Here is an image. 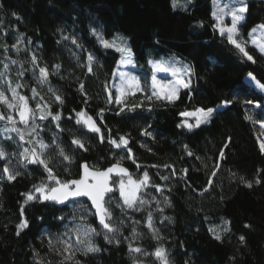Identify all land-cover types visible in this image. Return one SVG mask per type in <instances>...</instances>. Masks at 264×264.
<instances>
[{
    "label": "trees",
    "instance_id": "16d2710c",
    "mask_svg": "<svg viewBox=\"0 0 264 264\" xmlns=\"http://www.w3.org/2000/svg\"><path fill=\"white\" fill-rule=\"evenodd\" d=\"M245 2L247 11L239 28L241 36L250 40V30L264 23V0ZM178 4L184 2L177 0L173 7V0H0V73H4L0 90L12 101L11 88L22 85L18 94L29 97V105L35 109L41 103L39 97L32 99L35 88L52 113L61 114L59 128L51 117L40 120L39 109H35L37 119L25 124L15 109L0 102V112L16 120L15 124L0 120V147L8 153L0 158V264H134V260L161 264L153 255L161 247L166 249L169 264H264V127L257 122L264 120V111L243 103L256 102L261 95L259 89L246 93L236 87L238 82H247L249 73L264 83V56L249 43L247 50L255 63L248 61L220 35L212 15L213 0H190L185 7ZM91 28H99L107 37L118 32L128 37L136 64L134 72L142 85L150 83L153 74L149 61L176 53L192 69L188 77L191 88L180 89L179 99L169 103L155 98L149 101L146 96L151 92L145 87L144 93L127 97L129 105H142L122 112L123 105L115 102L113 85L124 53L102 47ZM64 36H75L80 47ZM32 53L40 66L47 65L50 85L63 97V104L54 101L48 85L38 84ZM88 53L96 58L91 72L87 68ZM12 60L17 63L12 64ZM56 64L61 65L58 72L53 68ZM177 75L185 78L184 71ZM227 99H233V103L215 112L209 123L191 130L178 126L184 119L181 111L216 108ZM260 103L264 105V100ZM101 109L103 120L98 118ZM81 110L96 119L105 136L103 142L98 133L76 123V113ZM37 124L38 136L32 132ZM16 128L22 130L23 140ZM144 129L151 136L144 135ZM122 135L128 136L140 168L127 159L125 151L109 143ZM74 137L84 141L87 151L71 143ZM53 138L73 158L69 165L52 151L45 153L62 180L78 179L80 165L85 162L103 170L123 155L122 165L135 178L148 172L150 183L139 196L149 203L121 211L119 191L109 193L105 201L119 231L109 233L108 240L93 206L84 197L62 207L40 199L25 203V194L47 173L41 165L23 160L20 153L33 147L30 141L43 139L51 145ZM221 152L223 158L219 159ZM165 164L172 167L165 168ZM5 166L19 173L15 180L7 178ZM66 167L68 172L64 171ZM165 176L169 179H162ZM248 181L252 187H247ZM154 185L163 190L158 191ZM149 212L155 231L146 225ZM82 216L96 228L98 234L91 240L99 251L85 254L81 245L73 259L65 261L59 251L49 247V237L54 243L57 237L66 238L65 233L74 238L70 230L81 223ZM25 219L27 227L18 228ZM210 228L216 229L220 240ZM241 236L245 237L243 242ZM129 245L142 252L131 253ZM55 247L62 249L60 244Z\"/></svg>",
    "mask_w": 264,
    "mask_h": 264
},
{
    "label": "snow or ice",
    "instance_id": "6c2138e0",
    "mask_svg": "<svg viewBox=\"0 0 264 264\" xmlns=\"http://www.w3.org/2000/svg\"><path fill=\"white\" fill-rule=\"evenodd\" d=\"M215 2V0H214ZM241 7L237 9H229L225 12L224 8H220L218 5V12L214 11L212 13L213 17L216 19L217 24L215 25L216 28L219 30V33L222 37H225L229 44L234 46L248 61H252L255 63L254 57L249 54L247 47L248 44L251 45L262 55L264 56V23L256 25L253 27L250 32L249 36L253 37L251 40H244L239 33L238 30V23L244 19V13L247 11V4L245 0H239ZM177 6V0H173V7ZM224 15L231 16V25L230 26H222V20ZM91 33L97 38L98 43L104 48H115L117 51L124 53L127 50L124 38L123 37H114L113 39L109 40L106 39L103 32L97 30L96 28L90 29ZM259 33L260 39H256L255 34ZM21 41L23 40V35L19 38ZM63 39H71V42L77 47L80 45L77 43V39L75 36L68 37L64 36ZM117 39L121 42L117 44ZM13 48H16L19 51L17 44L12 45ZM95 56L92 53L87 54V68L88 71H92V62L95 60ZM12 64H16L17 61L12 60ZM31 63L33 66V71H38V76H36L37 82L39 85H48L47 91L48 93L52 94L55 102L59 104H63V97L58 94V91L54 89L49 82V70L47 65L40 66L39 60L35 53L31 54ZM121 65H128L132 64L133 60L129 53L128 56H122L121 60L119 61ZM153 68V74L151 76L150 83L145 85L141 84L140 78L138 76L132 75L131 73L127 72H119V84L113 85L116 89L117 95L115 98V102L123 105L121 111L123 112L125 108L130 111L135 110V108L140 107L141 104H131L127 103V97L135 96L137 92L144 93L145 87L149 88L151 94L147 95L146 98L151 101L153 98L157 100H166L169 103H174L177 99H179V91L180 89H190L191 88V79L188 78L192 72L191 67L185 65L184 66V74L185 78L176 79L165 84L162 80L157 78L158 73H172L173 75L181 72V69L177 68L175 64L171 63L170 61H158L153 62L149 61ZM5 69L8 68V65H4ZM61 65L56 64L53 68L58 72ZM4 75V73H0V76ZM18 75H23V72L18 73ZM247 82H238L237 83V91L238 92H250L252 89H259L260 90V97L259 99L254 102L252 100H245L243 103L248 105H254L255 107L261 108L264 111V105L260 103V100H264V83L257 80L256 77L249 73L247 78ZM7 83L11 84V81H7ZM22 87V85L17 84L14 88H11L12 94V101L9 100V97L3 90H0V102L7 105L9 109H15L18 114L20 121L24 122L25 124L28 123L29 120H36L37 113L35 109H39L41 114L39 115L40 120H46L49 117L52 120L56 121V127L59 128V121L61 119V114L59 112L53 114L51 111V106L44 101V97L40 96V93L36 91L35 88L32 89L33 96L32 99H36L39 97L41 103H37L35 109H33L29 105V97L19 95L17 89ZM80 91H84V85H80ZM255 94V92H253ZM18 101V102H14ZM108 102H113L112 93L109 92L108 94ZM233 103V99H227L222 101L216 108L213 107H197L192 111L184 110L179 113L181 117L184 119L182 120L181 124L178 125L180 127H187L188 129L198 128L201 124L209 123L213 117V114L217 112L220 108L227 107L228 105ZM103 113L104 110L101 109L98 113V118L103 120ZM246 119L251 120V116H247ZM0 120H7L10 123L15 124L16 120L15 117L12 115H5L3 112H0ZM191 121V122H190ZM261 123V126L264 127V120L257 121ZM76 123L82 125L86 129L91 132L98 133L101 142L104 141L105 136L104 133L101 132L100 126L96 123V119L92 116L88 115L86 111L81 110L80 112L76 113ZM40 128V125H34L32 128V132L36 133L38 136L39 133L37 129ZM15 131L20 133V139H24V135L21 129L16 128ZM109 132L111 130H108ZM144 135L151 136V133L144 129ZM154 139V137H153ZM33 143V147L31 149L25 148L22 153H20L23 160L28 161L29 163L41 165L44 171L47 173V176L44 180L40 182V184L33 185V190L25 194V203L33 200H45V201H53L56 203L63 204L69 200V198L75 197H87L90 201L92 206L95 209V215L99 218V226H101L105 231L104 238L108 240L109 233H115L119 231V226L113 221V212L109 206V203L105 201V196L108 193L119 191L120 197L122 198V203L118 205L121 208V211L124 208H136L139 206H144L148 204L149 201L142 199L138 194L142 188H146L150 183V177L147 171H144L139 179H133L131 173H129L128 169L123 167L122 161L125 159V156L120 155L116 159V163L112 164L110 167H107L103 170L97 168L96 166H89L86 162L80 165L81 172L79 174L78 179H66L62 180L54 171L53 167H51V158H46L45 153L47 151H52L55 153L56 157L61 159L62 161L67 162L69 165L72 162V156L65 151L64 147L57 143L56 139L53 138L52 144L49 145L43 139H37L35 141H30ZM71 143L78 148L84 149L85 143L82 139L74 137ZM109 143L117 148L122 149L127 153V159L131 160L137 168L141 166L136 163L134 154L132 153V149L129 147V138L127 135L119 136L118 138L110 139ZM141 147L147 148L148 151H152L151 148H148L147 145H141ZM187 147V146H185ZM262 150H264V144H261ZM192 155L191 152L188 153ZM8 155L4 151L2 147H0V158H4ZM116 155L115 153L113 154ZM219 159L223 158V153L219 154ZM153 167H156L153 165ZM165 168L172 167L170 165H163ZM216 170L219 169V164L215 165ZM65 172H68L69 169L66 167L64 169ZM174 171V168H173ZM3 172L7 174V178L9 180H15L19 175L18 172L13 173L7 166L3 168ZM184 173H187V170H184ZM115 175L116 179L113 180L112 177ZM211 175L214 177L216 175V171H213ZM162 179L167 180L169 177L165 176ZM259 183V179L256 180ZM210 186H211V182ZM247 187H252V182H246ZM158 191H162L163 189L159 185H154ZM159 202L157 201V204ZM170 203V202H169ZM23 211V209H21ZM163 211V209H160ZM61 220L63 217L60 218ZM166 219H171L170 217H166ZM81 223L71 229L70 231L74 233L73 236H68L67 233L64 234L66 238L57 237L55 243L53 239L49 237V247L53 248L64 257L65 261L72 260L75 252L81 250V245H84L83 251L85 254L88 252H96L99 249L92 243L91 237L97 235L96 228L93 227L91 224H88L85 220V217H80ZM123 222H120V226H122ZM146 225L149 229L155 231L153 225V218L151 212L148 213L146 219ZM27 227V220H23L18 228H25ZM247 227V226H246ZM213 232L215 238L217 240L221 239L220 234L216 231L215 228L209 229ZM227 231V229H225ZM135 235V233H133ZM19 235V232H17ZM241 242L245 240V237H240ZM109 243H112V240H109ZM116 243L118 244L119 241L117 240ZM55 244L62 245V249H56ZM129 251L131 253H141L142 249L139 247H132L129 245ZM147 255V253H144ZM153 255L160 260L161 264H169L167 252L164 248H156ZM134 264H140L139 261L134 260Z\"/></svg>",
    "mask_w": 264,
    "mask_h": 264
},
{
    "label": "rangeland",
    "instance_id": "374dc122",
    "mask_svg": "<svg viewBox=\"0 0 264 264\" xmlns=\"http://www.w3.org/2000/svg\"><path fill=\"white\" fill-rule=\"evenodd\" d=\"M182 2H184V4H181L179 5L180 7H185L186 5H188V3L190 2V0H182ZM214 2V0H213ZM246 3V2H245ZM217 5L220 7V8H224L225 9V12H227L229 9H237L239 7H241V4L239 3V0H215L214 2V7H215V11H217V14L219 15V12H218V7ZM245 15V13H244ZM245 18V17H244ZM244 20V19H243ZM241 20L237 27H238V30H239V33H240V36L242 35L241 31H240V28H239V25L240 23L243 21ZM231 25V16L230 15H224L223 17V20H222V26H230ZM259 25V24H257ZM97 30L100 31L99 28H97ZM105 36V35H104ZM114 37H123L124 38V42H125V45H126V48L128 51L124 52V55L123 56H128L129 53L131 55V58L133 60V63L132 64H128V65H121L120 63L118 64L119 66L117 67L116 69V72H115V80H114V85H118L119 84V75H118V71L119 72H127V73H131L132 75H135V76H138L135 72H134V69L136 67V64H135V61H134V54H132V50H131V43H129V39L126 35L122 34V33H117L115 36L113 37H107L105 36L106 39H113ZM242 37V36H241ZM243 38V37H242ZM250 40L253 38V37H250ZM256 39H260V35L259 33L255 34V37ZM244 39V38H243ZM245 40V39H244ZM117 44H119L121 41L119 39H117ZM161 60H164V61H170L171 63L175 64V66L179 69H181V72H179V74L181 75L182 72H183V69H184V66L185 65H188L187 62H185V60L183 61L182 59H180V57L176 54V53H173L171 55H163L162 58H160V60L158 61H161ZM151 61H155V59H152ZM170 75L166 76L165 75L163 76V79L158 76L160 74H157V78L159 80H162L165 84L171 82V81H174L176 79H181V77L177 74L173 75L172 73H168ZM172 76V77H171ZM248 76V75H247ZM247 76L245 77V79L247 78ZM247 81V80H246ZM191 122V121H190ZM132 175V174H131ZM132 178L135 180L137 178H135L134 175H132ZM139 195V194H138Z\"/></svg>",
    "mask_w": 264,
    "mask_h": 264
},
{
    "label": "water",
    "instance_id": "95a60500",
    "mask_svg": "<svg viewBox=\"0 0 264 264\" xmlns=\"http://www.w3.org/2000/svg\"><path fill=\"white\" fill-rule=\"evenodd\" d=\"M123 167H125V168H127L128 169V167L126 166V165H123ZM128 171H129V169H128ZM130 173V172H129ZM114 177H115V175H113V177H112V179L114 180ZM112 193V192H111ZM109 195V193L105 196V200H106V198H107V196ZM83 197H75V198H69V200L68 201H66L65 203H63V204H60V203H58V205L59 206H64V205H66V204H68V203H70V202H72V201H75V200H79V199H82ZM84 198H86V199H88L87 197H84ZM88 201L90 202V204H91V201L88 199ZM91 206H92V204H91ZM93 209H94V207H93ZM95 210V209H94ZM99 219V218H98Z\"/></svg>",
    "mask_w": 264,
    "mask_h": 264
},
{
    "label": "crops",
    "instance_id": "0c3cea01",
    "mask_svg": "<svg viewBox=\"0 0 264 264\" xmlns=\"http://www.w3.org/2000/svg\"><path fill=\"white\" fill-rule=\"evenodd\" d=\"M158 60H160V59H158ZM158 60H155L154 62H158ZM152 66V65H151ZM158 74H160V75H158V76H160L162 79H163V76L165 75V77L166 76H168V75H170V74H168V73H158Z\"/></svg>",
    "mask_w": 264,
    "mask_h": 264
}]
</instances>
